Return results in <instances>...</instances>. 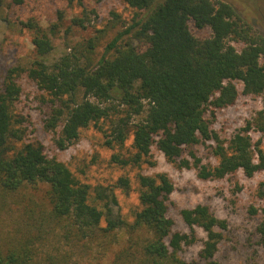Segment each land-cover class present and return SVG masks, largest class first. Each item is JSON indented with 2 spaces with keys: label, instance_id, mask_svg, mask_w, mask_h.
I'll use <instances>...</instances> for the list:
<instances>
[{
  "label": "trees",
  "instance_id": "16d2710c",
  "mask_svg": "<svg viewBox=\"0 0 264 264\" xmlns=\"http://www.w3.org/2000/svg\"><path fill=\"white\" fill-rule=\"evenodd\" d=\"M125 1L135 13L101 50L109 27L53 62L49 32L25 24L34 29L35 47L27 76L45 94V128L54 134L56 148L67 149L81 129L117 114L108 143L123 144L132 136L133 162L156 147L169 162L195 168L201 179L264 171V35L226 0ZM73 22L85 26V18ZM191 26L211 32L199 36ZM18 70L8 69L0 91V196L18 211L12 231L0 241V264H90L87 259L111 251V264H225L216 253L227 220L199 203L180 210L190 231L176 229L170 214L175 185L166 172L139 174L140 207L129 222L115 213L113 186H96L90 200V184L50 157L43 142L27 141L15 150L10 139L22 138L14 117L22 93ZM241 94L261 96L262 107L224 139L213 126L217 112ZM201 144L211 146L215 163L203 161ZM39 182L48 185L45 193L28 197L26 190ZM117 185L128 189L130 180L121 176ZM258 195L264 198V181ZM197 228L206 237L199 259L188 260L182 253L200 240ZM257 231L264 248V220Z\"/></svg>",
  "mask_w": 264,
  "mask_h": 264
},
{
  "label": "rangeland",
  "instance_id": "374dc122",
  "mask_svg": "<svg viewBox=\"0 0 264 264\" xmlns=\"http://www.w3.org/2000/svg\"><path fill=\"white\" fill-rule=\"evenodd\" d=\"M226 1L232 3L243 19L264 35V0ZM112 12L119 14L118 20H115ZM134 13L135 10L125 0H22L20 3L16 0L5 1L0 11V91L5 75L11 67H18L16 79L22 88L14 106L15 127L21 130L22 138H11V144L18 150L27 141L43 142L50 157L65 162L78 180L90 184V200H94L96 186H113L119 202L118 205H113L115 213L118 212L129 222L134 221L140 207L139 174L166 172L175 185L171 195L173 203L170 214L176 221V229L190 231L181 217L182 208L194 207L199 203L207 204L216 216L228 222L216 258L225 264H264V248L257 231L258 224L264 220V198L258 195L259 184L264 181V171L252 177L238 172L222 179H201L195 168L179 167L169 162L156 147H153L151 155L142 161L133 162L131 159L136 150L132 136L123 144L115 141L108 143V140H111L113 122L118 119L117 114L81 129L77 140L65 150L56 148L54 134L45 128L44 120L49 104L44 100L43 91L27 76L26 68L35 57V47L34 29L25 24L31 21L49 32L53 48L48 60L53 62L87 38L99 34V29L109 27L102 40L103 45L99 47L101 50L123 24L131 21ZM74 17L85 18V26L76 25L73 22ZM113 21L117 24L114 28ZM53 26L54 32L51 29ZM191 27L199 36H207L211 32L210 28L200 30ZM261 107V96L241 94L233 106L217 112L213 126L222 138H230ZM197 149L204 162H216L211 146L201 144ZM122 160H129V164H124ZM121 176L129 178L128 189L117 185ZM47 188V184L39 182L35 188L26 191L28 197L38 199ZM13 207L11 199L5 200L0 196L2 242L8 232L12 231L18 217V211ZM252 207L257 208V212H253ZM197 231L200 240L186 247L182 253L188 260L199 259L198 253L206 237L201 228H197ZM120 245L121 243L115 248ZM113 256L114 252L111 251L104 257L91 258V262L89 258L87 263L111 264ZM199 263L204 264V261L199 260Z\"/></svg>",
  "mask_w": 264,
  "mask_h": 264
}]
</instances>
